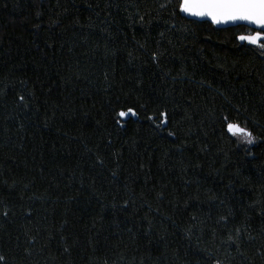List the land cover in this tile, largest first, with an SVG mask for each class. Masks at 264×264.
<instances>
[{
	"label": "trees",
	"instance_id": "obj_1",
	"mask_svg": "<svg viewBox=\"0 0 264 264\" xmlns=\"http://www.w3.org/2000/svg\"><path fill=\"white\" fill-rule=\"evenodd\" d=\"M178 3L0 0V264H264V50Z\"/></svg>",
	"mask_w": 264,
	"mask_h": 264
},
{
	"label": "snow or ice",
	"instance_id": "obj_2",
	"mask_svg": "<svg viewBox=\"0 0 264 264\" xmlns=\"http://www.w3.org/2000/svg\"><path fill=\"white\" fill-rule=\"evenodd\" d=\"M178 10L188 17L207 19L212 25L231 24L237 28L247 27L248 34H240L236 39L264 50V0H179ZM152 58L156 60L157 54L154 53ZM19 100L24 102L25 97L20 96ZM117 115L126 118L129 115L136 116L137 113L133 108H128L126 111H119ZM159 115L160 124L156 126H166L168 112L161 111ZM226 131L233 137L242 138L247 144L254 143L252 132L239 122H226ZM3 215L6 217L8 212L5 211ZM3 260L4 257L0 256V261Z\"/></svg>",
	"mask_w": 264,
	"mask_h": 264
},
{
	"label": "rangeland",
	"instance_id": "obj_3",
	"mask_svg": "<svg viewBox=\"0 0 264 264\" xmlns=\"http://www.w3.org/2000/svg\"><path fill=\"white\" fill-rule=\"evenodd\" d=\"M55 73L56 71L54 69H47L41 72L39 75L32 77L31 81L40 87L49 88L52 85Z\"/></svg>",
	"mask_w": 264,
	"mask_h": 264
},
{
	"label": "water",
	"instance_id": "obj_4",
	"mask_svg": "<svg viewBox=\"0 0 264 264\" xmlns=\"http://www.w3.org/2000/svg\"><path fill=\"white\" fill-rule=\"evenodd\" d=\"M185 15V14H184ZM186 16V15H185ZM186 17H188V16H186ZM188 18H191V19H195V20H199V21H208L207 19H200V18H195V17H188ZM208 22H210V21H208ZM211 23V22H210ZM216 26H218V27H226V26H233V25H231V24H228V25H216Z\"/></svg>",
	"mask_w": 264,
	"mask_h": 264
}]
</instances>
